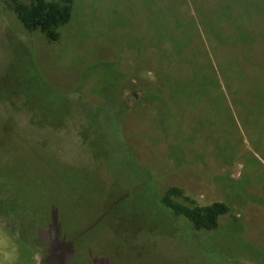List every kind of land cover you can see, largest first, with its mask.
<instances>
[{
  "label": "rangeland",
  "instance_id": "rangeland-1",
  "mask_svg": "<svg viewBox=\"0 0 264 264\" xmlns=\"http://www.w3.org/2000/svg\"><path fill=\"white\" fill-rule=\"evenodd\" d=\"M58 31L0 0V264H264V0H73ZM172 186L228 210L194 229Z\"/></svg>",
  "mask_w": 264,
  "mask_h": 264
},
{
  "label": "trees",
  "instance_id": "trees-1",
  "mask_svg": "<svg viewBox=\"0 0 264 264\" xmlns=\"http://www.w3.org/2000/svg\"><path fill=\"white\" fill-rule=\"evenodd\" d=\"M3 4L27 31L38 28L47 40H56L59 37L58 27L70 19L73 0H3ZM176 198L190 202L182 190L174 186L165 191L161 201L173 214L185 216L197 230L215 228L217 216L228 210L222 202L199 207L185 205Z\"/></svg>",
  "mask_w": 264,
  "mask_h": 264
}]
</instances>
